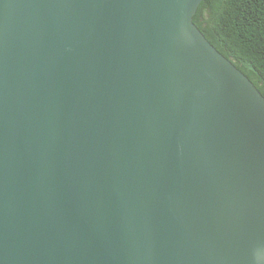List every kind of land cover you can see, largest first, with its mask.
Segmentation results:
<instances>
[{
    "label": "water",
    "instance_id": "95a60500",
    "mask_svg": "<svg viewBox=\"0 0 264 264\" xmlns=\"http://www.w3.org/2000/svg\"><path fill=\"white\" fill-rule=\"evenodd\" d=\"M202 0H0V264H264V96Z\"/></svg>",
    "mask_w": 264,
    "mask_h": 264
},
{
    "label": "trees",
    "instance_id": "16d2710c",
    "mask_svg": "<svg viewBox=\"0 0 264 264\" xmlns=\"http://www.w3.org/2000/svg\"><path fill=\"white\" fill-rule=\"evenodd\" d=\"M192 22L264 96V0H202Z\"/></svg>",
    "mask_w": 264,
    "mask_h": 264
}]
</instances>
